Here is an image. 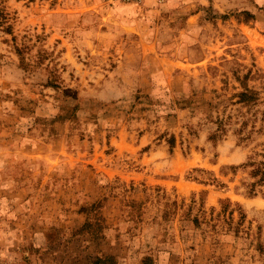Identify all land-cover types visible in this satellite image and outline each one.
I'll use <instances>...</instances> for the list:
<instances>
[{
	"label": "rangeland",
	"instance_id": "374dc122",
	"mask_svg": "<svg viewBox=\"0 0 264 264\" xmlns=\"http://www.w3.org/2000/svg\"><path fill=\"white\" fill-rule=\"evenodd\" d=\"M263 161L264 0H0V264H264Z\"/></svg>",
	"mask_w": 264,
	"mask_h": 264
},
{
	"label": "crops",
	"instance_id": "0c3cea01",
	"mask_svg": "<svg viewBox=\"0 0 264 264\" xmlns=\"http://www.w3.org/2000/svg\"><path fill=\"white\" fill-rule=\"evenodd\" d=\"M28 228H29V231H30V229L32 227L28 226ZM31 231L34 232V233L36 232V230L34 228L31 229ZM38 231H40V229ZM23 243L24 242L20 243L19 244L20 246L18 248H20V250L22 252H24V255L26 257L25 258H21L20 264H57L58 263L57 261L54 262L53 255H51V254H53V250H54L53 247L50 248L49 251H48L49 256L50 255L51 256L50 257L48 256L47 258H43V256L45 254H42V252H41V250L43 248L39 249L40 246H41L40 243H36L35 242V243L32 244V246H30L28 248H27L28 243L27 242H25L26 244H23ZM17 245L13 246V248H9V249H13L14 250L17 247ZM159 264H168V260H165L163 263L160 262Z\"/></svg>",
	"mask_w": 264,
	"mask_h": 264
},
{
	"label": "trees",
	"instance_id": "16d2710c",
	"mask_svg": "<svg viewBox=\"0 0 264 264\" xmlns=\"http://www.w3.org/2000/svg\"><path fill=\"white\" fill-rule=\"evenodd\" d=\"M252 164H254V163H252ZM254 173H256V174H259L260 175V178H263V176H264V161L263 162H260L259 164H257V165H255V169L254 170H252ZM259 178V179H260ZM83 226H84V224H83ZM99 258H97V260H98ZM91 264H96V262H94V263H91Z\"/></svg>",
	"mask_w": 264,
	"mask_h": 264
},
{
	"label": "built area",
	"instance_id": "2783aa9c",
	"mask_svg": "<svg viewBox=\"0 0 264 264\" xmlns=\"http://www.w3.org/2000/svg\"><path fill=\"white\" fill-rule=\"evenodd\" d=\"M122 2H125V3H136V4H140V3H143L145 0H120ZM157 1H162V0H157Z\"/></svg>",
	"mask_w": 264,
	"mask_h": 264
}]
</instances>
